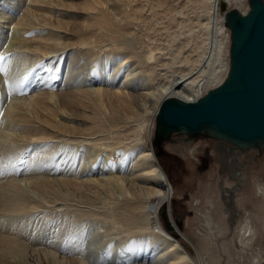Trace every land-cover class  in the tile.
<instances>
[{
	"label": "bare ground",
	"instance_id": "obj_1",
	"mask_svg": "<svg viewBox=\"0 0 264 264\" xmlns=\"http://www.w3.org/2000/svg\"><path fill=\"white\" fill-rule=\"evenodd\" d=\"M84 1L86 6H82L86 16L98 25L93 29L94 37L74 38L72 45L61 46L59 32H63L62 37L67 33L64 22L57 25H53V20L50 22L57 19L55 15L58 14L51 8L56 7L52 0H0V41L3 27L11 29L7 47L0 55L8 54L7 61L3 58L4 68L6 71L13 68L16 73L12 80L8 79L3 90L7 99L0 115V264H30L36 256L43 257V262L54 260L56 252L46 246L59 249L57 242L63 239L62 231L60 228L46 231L43 225L51 218L54 220L50 221L56 220L61 226L70 218L66 215L68 211L72 215L68 220L70 224L88 218L95 224L101 223L99 227L110 224L108 231L114 230L115 235L118 234L117 243L113 242L116 246L109 245L112 248L106 249L102 255L98 252L99 258L109 257V261L116 262L119 258H149V263L144 264H207L206 256L202 253L200 257L193 245L190 249L194 256L177 239L169 236L158 217L160 208L172 196L174 188L155 158L151 139L156 113L165 97L193 101L224 79L229 68L230 42L224 13L232 7L244 13L248 9V0H225L229 4L227 10L219 8L223 0H192L195 2L192 6L198 10L191 8L195 10L190 22L202 28L205 34L199 37L200 44L194 47L180 43V28L185 15L183 9L174 11L170 8V0H113L111 10L99 6L105 2L109 4L110 0ZM132 1L133 8L127 9L126 2ZM189 1L183 0L182 6L186 8ZM177 13L182 16L176 23ZM214 16L218 17L216 24L219 25H215L213 33L210 29ZM162 35L167 37L168 46L161 41ZM40 46L42 48L38 49ZM177 56L182 58H179L180 67L176 69L171 63H175ZM113 61L105 74L103 62ZM15 67H18L17 71ZM41 67L47 71L37 78L40 83L35 90L24 94L19 89L22 83L27 77L31 78L28 79L29 85L36 80L37 69ZM140 76H143L141 81L138 80ZM90 84L96 86L93 88ZM135 89L142 90L135 92ZM107 96L115 97L125 110L126 115L120 121L97 123L90 120L86 126L83 117L73 114L72 106L78 102L82 106L87 103L86 106L94 109L92 112L97 115V109L102 110V100ZM143 113L153 115L146 129H143ZM77 120L84 126L77 129ZM181 136L191 139L201 135ZM183 140L180 145L189 149L192 140ZM30 149L32 153L27 158L21 154L22 162L16 164L19 153ZM73 149H78L77 154L74 155ZM79 150L84 151L80 157ZM99 153L107 155L100 157ZM95 156H99V160L94 164ZM238 168L234 167L239 174L235 172L232 186L240 184L244 167L238 164ZM103 171L105 176H98ZM88 180L97 183L102 180L106 186L112 181L120 187L124 183L131 188V194L127 195L126 191L121 199L110 198L96 204L83 195L89 188L85 186ZM262 185L258 183L256 191L264 202ZM222 188L223 201L234 204L239 189L230 188L229 192V187ZM225 194L229 195V201L225 200ZM172 213L173 210V216ZM29 214L33 215L32 228ZM165 220L168 223L167 215ZM175 224L180 230L177 219ZM205 224L210 226L207 220ZM96 228L98 231L102 229H98V225ZM171 229L175 231L173 227ZM244 230V233L251 231L248 225ZM42 238H49V241ZM70 246L74 247V244ZM89 246L88 250L91 243Z\"/></svg>",
	"mask_w": 264,
	"mask_h": 264
},
{
	"label": "rangeland",
	"instance_id": "obj_2",
	"mask_svg": "<svg viewBox=\"0 0 264 264\" xmlns=\"http://www.w3.org/2000/svg\"><path fill=\"white\" fill-rule=\"evenodd\" d=\"M115 1L110 0L109 4H107L106 2L105 4L102 3L104 7L102 4H99V6H101L102 9L108 8L107 10H111L110 8L113 7L112 5L113 3H115ZM84 2H85L84 0H55V1L52 0V3L55 4L56 7L55 8L51 7V8L54 9V11L60 15L56 14L55 17L57 19H51L50 22H52L53 20V23H54V24L52 23L53 25L63 24L64 22L63 24V26H65L64 31L67 33L62 37L63 32H59L61 35V38H60V41L62 42L60 43L61 46L65 44L72 45L70 43L73 42L74 38L94 37L93 29L96 28L98 25L96 21H93V19L86 16V13H85L86 10L85 8H83V6H86V3ZM223 2H224V7L221 8V6L219 5V8L223 10L224 9L227 10L229 7V4L228 2H225V0H223ZM132 3L133 1L126 2L127 9L133 8L131 7ZM168 3L170 5V8L172 7V9H175L174 11L183 9L182 13H184L185 15L184 17L185 25L183 24V26L180 28V30H182L181 37H180L181 41L179 39L180 43L181 42L182 44L185 43V45H188L189 47H194L200 44L198 41L199 37L201 35H202L201 37H203V35L205 34H203L202 28L199 29L197 25L191 23L192 21L190 22V18L193 16L192 14H194L193 11L195 10V9L191 10V8L193 9L195 7L198 10L196 6H192L193 4H195V2H193L192 0L189 2H186L187 3L186 8L182 6L183 0H170ZM134 4H136V6H139L137 2H134ZM184 8L186 9V11ZM181 16H182L181 14L177 13L178 20L176 19V23L178 21H181L180 19ZM213 19L214 21H212V25H213L212 30L210 29V31H213L214 33L215 32L214 30L216 29L215 27L219 24H216L218 17L214 16ZM172 24L175 25V22ZM2 30H3V37H2L3 39H1L0 41V52L7 47L9 37H10L9 33L11 29L8 27H3ZM70 32H72L73 34H71ZM222 35L223 34L221 33V36ZM160 38L162 39L161 41L164 42V45L165 44L167 45L168 43L167 37H165V35H162ZM177 38H178V35L176 36V39ZM176 42H177L176 46H179L180 43H178V41ZM33 46H37V44ZM41 48L42 47L40 46L38 49H41ZM172 48H175V46H173ZM186 53H188V49L186 50ZM208 53L209 52H207L206 54ZM20 54H23V53H20ZM0 57L2 58L5 57V60H6L8 57V54H5V55L2 54L0 55ZM210 57L212 60V56ZM179 58H182V57L179 56ZM179 58L177 56L175 63H171L174 66V67L172 66V68L177 69L180 67L178 66L180 64ZM99 60H101V58ZM114 61L110 63L103 62L104 64L103 69L105 70L104 71L105 74L108 72V68L114 63ZM4 62L5 61L3 59H0V76H1L0 77V82H1L0 83V87H1L0 88V115L2 114L1 113L2 105L7 99V96L5 95V92H4L5 85L8 82V79L9 81L12 80V78H14V75L16 74L13 68L8 70L9 72L6 71V67L4 68L5 66ZM209 67H211V64ZM17 68L16 67L14 68L15 71H17ZM88 68H91V67H88ZM39 69H37L38 74H37L36 80H33L31 84L29 85L28 82L30 81L31 78L27 77L25 79L26 80L25 82L27 84L23 82L22 88L21 87L19 88L24 94L28 93L29 91L35 90L38 83H40V82H37L38 80L37 78L43 73L45 74L47 71L45 67H41ZM5 72H7L8 75ZM141 77L143 76L139 77L138 79L139 81H141ZM94 85L96 86V84H90V87L94 88L95 87ZM141 90L142 89H139V90L135 89L134 91L136 92V91H141ZM109 96L105 97L102 100L104 102V105L101 106L102 110L100 108L97 109L98 110L97 115L93 114L92 111L94 109L86 106L87 103H84L82 106L78 104V102H74V105L72 106L73 114H75L77 117H83V119L86 120L85 121L86 126H88V123L90 124L89 122L90 120L91 122L96 121L97 123L103 122L105 120H108L111 122L120 121V119L126 115L124 113L125 110L120 107L121 104L115 97L113 96L109 97ZM140 99L141 97H139V100ZM147 103H149V101H147L146 104ZM147 105L145 106L147 107ZM140 112H142V110ZM91 114H93L94 116L91 117ZM85 116L87 118H84ZM142 120H143V129H146L149 126V123L153 120V115L151 113H143ZM76 122L78 123V124L76 123L77 125H75L77 126L76 127L77 129L79 126L80 127L84 126L83 123L80 122V120H77ZM146 134L147 133L144 132L145 136ZM216 141L217 140L212 139V138H208L204 136H196V138H194L189 143V149L178 144L177 142H170L168 140L166 142L161 141L158 143V146L156 145L154 146L155 148H153V153L155 154V158L159 161V163L163 167L164 172L166 173L169 181L171 182V185L174 188V192L172 196L169 199H167L164 205H162V207L160 208L158 217L160 221L162 222V224L164 225L165 229H167L169 236H172L175 239H177L180 245L186 251L187 250L191 251V252L189 251L187 252L192 256H194V253H193L194 251L190 249V245H193L196 252L198 253L200 257L202 256V253L206 256V259L208 261L207 264H264V202L262 201V198L259 197V193L256 191V185L258 183L264 184V152L260 153L254 147L247 148L244 151H242V152H245L244 156L242 155L241 152L237 153L238 151H233L235 153V158L237 159L235 162H232L231 164H228V165L227 164L221 165L220 160L217 159L215 156H213L211 158V161L208 167L205 170L199 171L198 166H197L199 156L202 154V151L204 148H207L208 152H212L213 145ZM223 143L226 146L228 145L226 141H223ZM190 146H192L191 150H190ZM29 148H32V147H29ZM74 151H75L74 152V155H75L77 154L78 149ZM31 153H32V149H30V151L24 150L19 153V156L22 154L23 156L22 155L21 156L23 158H27L28 155H30ZM174 153L178 154L177 159H174V157L172 156ZM83 154H84V151L82 152V150H79V157L80 155H83ZM99 154L101 155L100 157L107 155L106 153H102V154L99 153ZM21 156H20V159H16V157H14L16 159V162H15L16 164H19L22 162ZM95 158L96 159L94 161V164L99 160V156H95ZM246 158H248L249 160H247ZM239 163H242L241 167H244L242 169V174H241L242 182L239 181L240 183L239 188H238L239 190L237 191V193L239 194V197L238 196L235 197L236 198L235 202L234 204L231 205L230 203H226L225 201H223L222 195H221L223 188L221 189V187L219 186V182L223 178L224 186L229 187V189L233 188L232 185L234 184V181H233L234 176H231V178H229L227 173L229 171H232L234 172V174H236L235 173L236 171H234V167L238 168ZM238 169L237 171H239ZM105 174L106 173L103 171L102 174L98 176H103V175L105 176ZM122 174L125 175L126 173L122 172ZM99 182L97 183V182L88 180L85 185L87 188L89 187L88 188L89 190L88 189L84 190L83 195H86L88 199L93 202H97V201L101 202L103 200L110 199V198L121 199L125 196V194L127 193H128L127 195L131 194L130 187L134 185L132 183V185L129 187L130 189H128L127 184H124V183L122 184V187H120V186H117L118 185L117 182L115 183L114 181H112L111 183H108L107 186H106L107 184L106 182L103 183L104 181L102 180H100ZM223 182H222V187H224ZM109 190H111L112 192ZM72 194L73 192L71 191L70 195ZM96 204H98V202ZM172 210H173L172 214L174 217L171 215ZM29 215L31 219V222H29V226L32 228V225L34 224V221L32 220L33 215L31 214ZM29 215H27V217H29ZM66 215L67 216L70 215V218H72L70 211H68ZM166 215H167L168 223L165 220ZM205 215H207L208 219H206ZM177 217L179 218V220L177 221L178 223L177 225L180 228V230L176 226L173 227L175 223V219H177ZM70 218L68 217L67 221L61 224V226H58L59 222L56 220H55L56 222L50 221V220H54L51 218L50 220L48 219L47 222L46 221L44 222L45 226L43 225V229H45L46 231L57 230L59 228L62 231L63 241L59 240L60 242H57V244L59 245V249L55 250L54 247L51 248L48 245L46 246L47 248L49 247L50 250L51 249L54 250L56 252L55 255L59 254L58 256L57 255L55 256L57 262L55 261V258L54 260L49 259L51 262L49 260L47 262H43V257L36 256L35 257L36 259L32 258L34 261L33 262L31 261L30 264H82V263L100 264V262L101 264H115V263L116 264H125V263L131 264L133 262L135 264L149 263V260H150L149 258L148 259L147 258L143 259L139 257H136V258L130 257V259L119 258L121 261L118 260V262H116L113 260L109 261L110 260L109 257H103V258L97 257L99 255L98 252H100V254L102 255V253H104L106 249L112 248L110 246H116L114 244L117 243L118 241L117 240L118 237L116 238L118 234L115 235L116 233L114 232V230L108 231L107 226H109L110 224L99 227L101 223L95 224L91 222L92 220H88V218H85V220H77L74 223L70 224L68 222ZM206 220L209 221L210 226H207L205 224ZM97 225H98V229L102 228L103 231H100L102 229H99L98 231L96 228ZM169 225H172L175 231H172V229L169 228ZM245 225H248L251 231L244 233ZM90 228H93L92 231ZM101 232L102 234L104 232L105 235H102ZM107 232L109 233V235H106ZM174 233L175 235H173ZM89 234L90 235L92 234V236H89ZM113 234L115 236L108 237ZM98 236H101V237H98ZM90 237L92 239H90ZM95 237H97V239ZM101 238L106 239V241L102 240ZM108 238L113 241H110ZM42 240L49 241V238H46V240L42 238ZM90 240H94V241H90ZM75 241L76 243H74ZM101 242L102 244H100ZM90 243L92 246H91V249L88 250V248L90 247L89 246ZM73 244H74V247L70 246ZM103 245L104 246L110 245V246L104 247ZM143 246H145L144 248H147L146 243H144ZM68 247L70 248L69 251L66 250V249H69ZM72 251L74 253H72ZM61 253L63 254V257ZM93 255L95 257H93ZM87 256H90V257H87ZM60 257L64 258V260ZM77 258H79V260ZM102 259L106 261L107 263H105ZM94 260L99 261V263ZM195 260H197V257H195Z\"/></svg>",
	"mask_w": 264,
	"mask_h": 264
},
{
	"label": "water",
	"instance_id": "obj_3",
	"mask_svg": "<svg viewBox=\"0 0 264 264\" xmlns=\"http://www.w3.org/2000/svg\"><path fill=\"white\" fill-rule=\"evenodd\" d=\"M220 6L224 7L223 1ZM224 20L230 30L229 68L224 79L193 101L165 97L156 113V143L170 140L176 131L226 141L233 148L264 151V0H248L244 13L235 7L228 9ZM224 197L230 200L228 194Z\"/></svg>",
	"mask_w": 264,
	"mask_h": 264
},
{
	"label": "flooded vegetation",
	"instance_id": "obj_4",
	"mask_svg": "<svg viewBox=\"0 0 264 264\" xmlns=\"http://www.w3.org/2000/svg\"><path fill=\"white\" fill-rule=\"evenodd\" d=\"M184 138H185V140H183ZM194 138H196V137H194ZM194 138L188 139L187 137L181 136L178 133H173V134H171L170 140H168V141L177 142L178 144H183V143H181L182 142L181 140H183L184 142H187V141L193 140ZM171 139H173V140H171ZM179 139H181V140H179ZM161 141L162 142H164V141L166 142L167 140H160V142ZM154 142H157V140H156V138L154 139V137H153L152 141H151L152 148H155L154 147L155 145L158 146L157 145L158 143H154ZM212 150H213L212 152H208L207 148L203 149L202 154L198 158V165L197 166H198V170L199 171L205 170L208 167V165H209V163L211 161V158L213 156H215L217 159L220 160L221 165H223V164H227L228 165V164H231L232 162H235L236 159H237V158H235V153L233 151H238L237 153L241 152L243 156L245 154V152H242L244 150L238 149V148H233L232 145L229 144V143L226 146L223 143V141H221V140H217L214 143ZM232 152H233V154H232ZM172 156L174 157V159L178 158V154L177 153H174ZM246 159L249 160L248 158H246ZM227 175H228L229 178H231V176H234V172L229 171L227 173ZM175 226L176 225L174 223L173 227H175ZM171 227H172V225H169V228H171Z\"/></svg>",
	"mask_w": 264,
	"mask_h": 264
},
{
	"label": "snow or ice",
	"instance_id": "obj_5",
	"mask_svg": "<svg viewBox=\"0 0 264 264\" xmlns=\"http://www.w3.org/2000/svg\"><path fill=\"white\" fill-rule=\"evenodd\" d=\"M0 59H3L2 57H0Z\"/></svg>",
	"mask_w": 264,
	"mask_h": 264
},
{
	"label": "built area",
	"instance_id": "obj_6",
	"mask_svg": "<svg viewBox=\"0 0 264 264\" xmlns=\"http://www.w3.org/2000/svg\"><path fill=\"white\" fill-rule=\"evenodd\" d=\"M216 10H217V7H216Z\"/></svg>",
	"mask_w": 264,
	"mask_h": 264
}]
</instances>
